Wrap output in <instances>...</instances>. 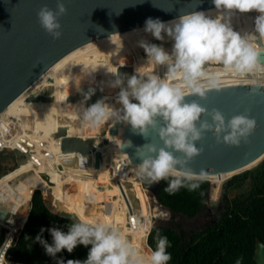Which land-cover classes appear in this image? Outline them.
Instances as JSON below:
<instances>
[{
	"label": "water",
	"instance_id": "1",
	"mask_svg": "<svg viewBox=\"0 0 264 264\" xmlns=\"http://www.w3.org/2000/svg\"><path fill=\"white\" fill-rule=\"evenodd\" d=\"M63 2L67 13L59 19L62 36L53 40L39 25L36 13L42 5L55 10L56 0H0V128L19 142L21 153L10 152L14 164L33 187L43 191L42 202L53 215L117 226L147 256L150 250L138 213L140 161L133 148L121 145L125 140L134 146L149 141L133 134L124 122L110 120L90 127L82 113L87 105L102 98L108 105L121 108L117 103L119 89L109 86L114 73L131 75L136 69L164 78L166 69L146 61L131 65L121 62L113 67L81 56L48 82L39 86L32 82L56 60L94 39L144 26L148 18L163 21L214 5L212 0ZM260 61L264 64V53ZM207 70L218 77L220 90L210 91L204 100L188 95L186 101L196 100L209 111L216 108L226 121L238 114L247 115L256 120L257 127L239 147L217 144L212 134L206 133L196 143L203 151L187 167L206 176L236 174L264 155V76L239 79L223 73L218 65H208ZM90 89H95L94 95ZM85 94L91 99L85 100ZM149 139L160 143L151 131ZM157 184L148 189L154 199ZM211 186L209 183V192ZM207 202L211 204L208 197ZM29 206L30 202L27 212ZM170 215L171 220L179 216L173 211ZM253 260L264 264V243L258 239Z\"/></svg>",
	"mask_w": 264,
	"mask_h": 264
},
{
	"label": "clouds",
	"instance_id": "2",
	"mask_svg": "<svg viewBox=\"0 0 264 264\" xmlns=\"http://www.w3.org/2000/svg\"><path fill=\"white\" fill-rule=\"evenodd\" d=\"M217 11L215 16L204 11H191L178 19L164 22L148 18L143 31L157 41H172L170 51L162 44L157 45L140 40L146 62L166 69L162 78L155 72L134 70L133 74L114 73L110 87L119 89L117 103L120 109L98 99L87 105L82 119L90 127H97L112 120L130 126L133 134L149 142L134 146L125 140L121 147L133 148L137 175L149 183L168 181L166 191L174 194L181 188L195 191L206 174H194L187 166L203 149L196 143L211 133L217 144L239 147L247 143L257 124L254 118L238 114L226 121L224 114L212 108L209 111L196 100L186 101L188 95L200 100L207 99L212 90L219 91L216 75L210 74L208 65H218L223 73L239 79L249 76H264V64L260 56L264 48L255 43L264 38V0H212ZM256 12L253 19L254 32L242 33L232 24L236 14ZM67 13L63 0H56L55 10L42 5L37 11V21L53 40L62 36L60 17ZM179 80V83H177ZM252 83H256L253 80ZM89 92L94 95L95 89ZM91 95L85 94V100ZM203 117V118H202ZM210 118V121H209ZM154 133L159 145L150 142L149 133ZM45 229H41L43 233ZM51 243L37 235L39 243L49 257L58 253H72L78 246L88 248L83 261H69L68 264H168L171 260L167 248V237L156 234V248L145 256L142 248L133 245L122 230L99 220H78L68 230L47 229ZM241 257L236 264H241Z\"/></svg>",
	"mask_w": 264,
	"mask_h": 264
},
{
	"label": "trees",
	"instance_id": "3",
	"mask_svg": "<svg viewBox=\"0 0 264 264\" xmlns=\"http://www.w3.org/2000/svg\"><path fill=\"white\" fill-rule=\"evenodd\" d=\"M249 168L221 183L220 208L216 207L214 219L202 229L187 231L178 222L152 224L146 237L151 251L156 248L159 232L170 244L168 264H236L241 257V264H255L254 242L258 239L264 243V159ZM225 177L209 178L211 182H220ZM140 181L146 190L152 184L142 177ZM197 182L200 187L195 191L181 188L169 194L166 191L168 181L161 180L156 187L157 204L179 216H196L207 208L209 196V181ZM29 202L26 218L10 249L13 259L24 264H68L69 261L85 260L88 248L82 245L72 253L62 251L55 258L45 254L44 248L36 242V236L42 235L51 243L48 228L56 227L66 232L76 221L53 215L44 206L38 190H33ZM152 207L151 204L148 210H153ZM42 228L45 229L43 233Z\"/></svg>",
	"mask_w": 264,
	"mask_h": 264
},
{
	"label": "bare ground",
	"instance_id": "4",
	"mask_svg": "<svg viewBox=\"0 0 264 264\" xmlns=\"http://www.w3.org/2000/svg\"><path fill=\"white\" fill-rule=\"evenodd\" d=\"M212 10H215V7H210L207 9H203L201 11L208 12V11H212ZM254 13L257 14L256 12H254ZM255 16L256 15H251L249 13H244V14H239L238 16H234L232 19L233 27L237 31H240L242 33H253L254 32L253 19ZM179 17H174L171 19L163 20V21L168 22V21L176 20ZM143 27L144 26H140V27H137L134 29L123 31V32H116V33L110 34V35L102 37V38L94 39L90 42H87V43L75 48V49H72V51L68 52L63 57L56 60L46 71H44L32 83L39 86V85H42V84L48 82L58 72V71H56L53 74H49L50 70L59 61L63 60L65 57L74 53L75 51L83 49L84 47H87L91 44H94V43L102 41V40H107V42H102L100 44H97L93 47H90V48L82 51L77 56V58L81 57V56H85L88 60L95 61L98 63L102 62V63H104V65H110L113 67H116V65L120 64L121 62H123L125 65H131V64L138 63L141 61H146V59L143 58L144 54L140 53L142 48L137 46V43L140 40H146L150 43H155V44L158 43L159 45L162 44L166 51L171 50V47H172V41L171 40H168L166 38L165 41H163V42L157 41L150 34L145 33L143 31ZM130 33H134V34H130ZM127 34H128V36H123V35H127ZM108 39H110V40H108ZM255 43L258 45V47L264 48V38H257ZM72 62H74V61H72ZM12 150H14V149H6V150H3L2 153H5V152L10 153ZM18 153H21V152L18 150ZM263 157H264V155L260 158H263ZM259 159H257L250 166H244L239 171L244 170V169H249V167H252L256 162H258ZM16 169L19 172L14 174V176H13V172L15 169L11 170L9 173L0 177V184H2L3 187H5V191H10L11 194H13V195H16L19 193L20 198L22 200H26L27 202H29V195L31 193L30 189L33 186L31 184L30 180L23 175V173L19 170V168L17 167ZM231 174H233V173H231ZM223 175L229 176L230 174L221 173V174H218V176H214L212 174H209V175H207V177L219 178ZM11 179H13L12 185L9 184V181ZM138 182H139V180H138V175H137V183ZM218 184H219V182H212L213 187H217ZM212 186H211V191L213 189ZM138 189H139V199H140V204H141L140 205L141 206L140 219L142 222V233L145 237L147 225L149 223V218H150L149 217V210H147V206H146L145 202H143L144 197H143V194L140 190L139 185H138ZM0 193H1V195H0V217L2 216V213H3L2 210L6 211L7 216L5 218H7V219L5 222H7L12 217H14V215L17 216L20 213V210L22 208V204L16 200H12L11 196L9 194H6V193L3 194L4 192H0ZM212 193H213V191H212ZM152 206H153L152 208H154L153 203H152ZM27 208H28V205H27ZM23 211H24L23 215H26L27 210L26 211L23 210ZM157 215L158 214H156V216ZM152 217H153V214H152ZM6 224H9L11 226L19 225L18 223L17 224L6 223ZM147 247L151 252V249L149 248L148 245H147Z\"/></svg>",
	"mask_w": 264,
	"mask_h": 264
},
{
	"label": "rangeland",
	"instance_id": "5",
	"mask_svg": "<svg viewBox=\"0 0 264 264\" xmlns=\"http://www.w3.org/2000/svg\"><path fill=\"white\" fill-rule=\"evenodd\" d=\"M206 13H208L209 15L215 16L217 14V11L215 9V10H212V11H208ZM249 14L255 15L254 12H250ZM238 15L239 14H236L234 16H238ZM130 34H134V33H130ZM123 36H128V34L127 35H123ZM108 40H110V39H108ZM102 42H107V40H102V41L96 42L94 44H91V45H89L87 47H84L83 49H80V50L75 51L74 53L68 55L63 60L59 61L50 70L49 74H53L56 71H59V70L64 69L72 61H74L77 58V56L82 51H84V50H86V49H88L90 47H93V46H95L97 44H100ZM153 44H155V43H153ZM157 45H159V44L157 43ZM141 51H140V53L141 54H144L143 55V58L146 59V56H145V53H144L143 49ZM263 159L264 158L258 160V162L262 161ZM258 162H256L254 165H256ZM15 168H16V165L14 164L13 156L9 152H5V153L0 154V177L4 176L5 174L9 173L11 170H13ZM241 171H243V170H241ZM241 171H237L236 173H239ZM18 172L19 171L17 169H15L14 172H13V176H14V174H16ZM232 175L233 174H230L229 176L223 178L219 182V184H218L217 187H213L212 186L213 187V189H212L213 193L210 190L209 196H208V198L211 201V204H208L207 203V212L199 213V214H197L196 216H194L192 218H189V217H186V216H183V217L182 216H177V217H175V219L171 220L170 211L162 209L159 205L156 204V202H154V208H153V210L149 211V217L151 218L150 219V225L153 224L154 222L165 223V224H169L171 222H176V223L178 222L187 231H191V230L196 231V230L202 229L203 227H205L207 225V223L211 222L212 219H214L213 218V215L215 214L214 211H215V209L217 207V204L219 202V197H220V195H219L220 183H222L223 181H225L227 178H229ZM205 179L208 180L209 183H212L209 177L206 176ZM12 183H13V179H11L9 181V184L12 185ZM31 191H32V187L30 189V192ZM0 192H4L3 194H5V193L6 194H9L11 196V199L12 200H16V201H18V202H20L22 204V208L20 210V213L17 216L14 215V217H12L7 222H5L6 219H7V218H5L7 216L6 215V211L2 210L3 211L2 216H1L2 218L0 217V233H1V230L3 229V227L5 226L6 223H10V224H17V223L18 224H21L22 223V221L24 220V218L26 216V215H23V213H24L23 210L26 211L28 209L27 208L28 202L26 200H22L20 198L19 193L16 194V195H13V194H11L10 191H5V187H3L2 184H0ZM0 195H1V193H0ZM151 200L152 199L151 198H148V196H147V200H146L147 210L149 209V207L153 203V201H151ZM138 211H140V210H138ZM152 214H153V217H152ZM156 214H158V215L156 216Z\"/></svg>",
	"mask_w": 264,
	"mask_h": 264
},
{
	"label": "built area",
	"instance_id": "6",
	"mask_svg": "<svg viewBox=\"0 0 264 264\" xmlns=\"http://www.w3.org/2000/svg\"><path fill=\"white\" fill-rule=\"evenodd\" d=\"M6 149H14L17 151L19 150L21 152L20 144L15 139V137L10 132L6 131L3 128H0V154H2V151L6 150ZM138 180H139L138 185L140 187L142 194L144 195V201L143 202H145V204H146V200H147V196H148V198L152 199L153 204H154V202H156V200L150 195L149 190H146V189H144V187L141 186L140 176H138ZM33 190H38L39 193L41 194V196L43 195V191L41 189H39V187H32L31 193L33 192ZM31 193L29 195V201H30ZM42 198H43V196H42ZM156 204H157V202H156ZM140 205H141L140 199H138V210H140V211H138L139 216L141 214V206ZM150 219L151 218H149V223L147 225V230L145 233V241H146V235L148 234V231L152 225V224L150 225ZM23 222H24V220L22 221L21 224H19L17 226H11L9 224H5V226L1 230V233H0V264H24V263H21V262L14 260L13 255L10 252V249L13 247L14 240H15L19 230L21 229Z\"/></svg>",
	"mask_w": 264,
	"mask_h": 264
},
{
	"label": "flooded vegetation",
	"instance_id": "7",
	"mask_svg": "<svg viewBox=\"0 0 264 264\" xmlns=\"http://www.w3.org/2000/svg\"><path fill=\"white\" fill-rule=\"evenodd\" d=\"M256 15V14H255ZM219 202L217 204V207L220 208V201H221V196H222V192H221V183H220V191H219ZM209 204V202H207ZM207 212V208H205L201 213ZM216 214V213H215Z\"/></svg>",
	"mask_w": 264,
	"mask_h": 264
}]
</instances>
